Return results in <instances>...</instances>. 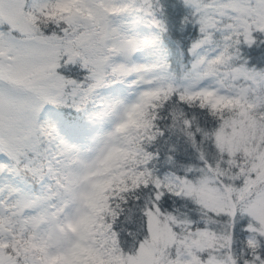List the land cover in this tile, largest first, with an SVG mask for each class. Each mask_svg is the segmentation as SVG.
I'll list each match as a JSON object with an SVG mask.
<instances>
[{"label":"snow or ice","instance_id":"6c2138e0","mask_svg":"<svg viewBox=\"0 0 264 264\" xmlns=\"http://www.w3.org/2000/svg\"><path fill=\"white\" fill-rule=\"evenodd\" d=\"M0 264H264V0H0Z\"/></svg>","mask_w":264,"mask_h":264},{"label":"rangeland","instance_id":"374dc122","mask_svg":"<svg viewBox=\"0 0 264 264\" xmlns=\"http://www.w3.org/2000/svg\"><path fill=\"white\" fill-rule=\"evenodd\" d=\"M252 134H254V129L252 132L245 131L241 133L236 131L235 128H233L231 132L225 131V129L222 128L216 134V145L220 148V150L225 149L231 154H234L235 151L243 147L244 142L249 139ZM208 179L209 178L206 177L204 180L195 185L192 184L191 181L180 180V182L176 183V185H178L181 192L192 196L197 203L204 205V207L216 211L222 210V201L219 197V191L218 189H215L214 186L209 187V184L207 183ZM161 223L162 222L159 219L158 214L149 213L150 229L154 232H162Z\"/></svg>","mask_w":264,"mask_h":264},{"label":"trees","instance_id":"16d2710c","mask_svg":"<svg viewBox=\"0 0 264 264\" xmlns=\"http://www.w3.org/2000/svg\"><path fill=\"white\" fill-rule=\"evenodd\" d=\"M185 63H187V59L185 60ZM177 70H179V69H177ZM193 146H195V145H193ZM221 151H228V150H222L221 149ZM230 153V152H229ZM231 154V153H230ZM154 166H156L155 164H154ZM160 167H163V162H161L160 163V165H159ZM128 176H129V179L131 180V183L130 184H128L126 187L127 188H135V187H137L139 184H141V183H147V180L144 178V177H142V176H133L132 175V173L131 172H129L128 173ZM179 180H184L183 178H178ZM158 187H159V185H158ZM165 187L169 190V191H173V192H175V193H177V194H180V195H184V196H187V197H192V196H190V195H188V194H185V193H183V192H181L180 190H179V188H178V185H176V183H174V182H169L168 184H166L165 185ZM193 198V197H192ZM194 199V198H193ZM151 213V212H150ZM149 215V214H148Z\"/></svg>","mask_w":264,"mask_h":264}]
</instances>
